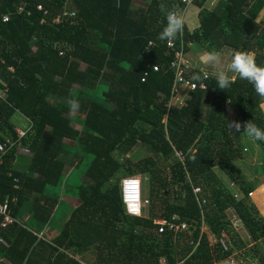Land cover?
Listing matches in <instances>:
<instances>
[{"label":"trees","instance_id":"16d2710c","mask_svg":"<svg viewBox=\"0 0 264 264\" xmlns=\"http://www.w3.org/2000/svg\"><path fill=\"white\" fill-rule=\"evenodd\" d=\"M207 1L192 2L185 51L191 44L209 50L233 46L255 52L257 63L264 64V30L256 22L264 0H218L211 10ZM161 3L183 4L0 0V15L9 13L0 20V81L7 87L0 99V142L15 141L0 165V201L15 197L11 214L17 219L2 226L0 216V264H86L68 249L89 246L96 251L93 264H216L236 247L224 251L220 244L221 232H229L228 208L253 240L264 236V219L249 202L253 186L234 165L244 145L241 131L229 127L233 120L226 109L229 103L239 122L253 120L264 128V100L238 76L226 91L211 76L192 81L200 67L191 65L184 75L196 88L179 107L169 108L174 50L158 39L166 22ZM19 5L23 10L17 11ZM70 95L80 102L75 115L65 104ZM16 112L31 124L25 136L16 132ZM257 142L264 164V141ZM135 145L148 155L131 163L125 154ZM18 147L29 157L19 169ZM67 165L74 175L76 167L81 170L75 186L65 178ZM215 167L236 182L243 197L227 189ZM123 174L148 179L143 196L150 203L140 216L124 213ZM195 186L201 188L198 195ZM62 192L77 200L69 213L59 205ZM174 215L190 224L189 231L159 232L155 220ZM45 226L48 234L34 231Z\"/></svg>","mask_w":264,"mask_h":264},{"label":"rangeland","instance_id":"374dc122","mask_svg":"<svg viewBox=\"0 0 264 264\" xmlns=\"http://www.w3.org/2000/svg\"><path fill=\"white\" fill-rule=\"evenodd\" d=\"M216 2L217 0H208L206 6L212 8L216 4ZM19 6H24V5H19ZM38 6L41 7L40 5ZM188 12L186 13V16ZM256 22L259 27L258 31L264 30V8L261 10L258 17L256 18ZM190 48L193 50L189 52L191 59L187 55L190 64L194 65L195 67H202V65L200 64L199 57L200 55L203 54L204 51L209 49L206 47L205 44H196V45L192 44ZM232 49H236V48H234L233 46H225L219 51H222L223 53L227 54ZM250 52L255 54V52L253 51ZM186 95H187V90L184 88L181 89L179 91L178 96H176L177 100L175 99L173 103L177 101L176 104L179 107L180 104L183 102V98ZM226 109L232 120L239 121V114L236 108H234L229 103H226ZM261 109L264 113V103L261 105ZM12 121L15 123V125L18 123L19 127H16V129L21 130L23 132V136H25V132H27L31 127V124L29 122L27 123L28 120L26 119V117L19 112H16L13 115ZM240 122L242 125L241 135H242V142L244 145V156L240 159L238 158L234 160V165L237 166V169L241 172L242 175L245 176L247 181L253 186V190L251 191V193H249V202L250 204H253L255 206V208L259 213V216L264 219V164L261 161L262 160L261 149L257 141H254L246 136V134L243 132V123L241 120ZM17 151L19 152L17 154H19L20 156L17 158L15 162V167H18L19 169V167H21L22 164H25L27 163V161H29V157L26 156L27 150L18 147ZM115 154L119 156V159H122L123 155H118V152H115ZM125 155L126 158L130 159L131 163H134L138 159L145 158L148 154L145 152V148L135 145ZM71 156L72 153H69L67 157L70 159ZM69 170H70V165H67L65 172L67 173ZM75 171L77 172V175L78 173L81 174V170L78 169V167H76ZM215 172L218 175V177L222 180L224 185L227 187V189L231 191L234 196L238 198L244 196L239 190V187L236 184V182L231 181L230 178L224 172L218 169V167H215ZM77 175H74L73 177L74 181H78ZM134 176L141 178L142 192L143 191L148 192L149 186L147 184L148 182L147 177L141 176L139 174ZM123 177H125L124 174L121 175V178ZM256 190H258L259 192L257 193ZM66 199L73 206L77 204V201H75L74 199L72 200L69 197H66ZM62 207L64 206L62 205ZM67 212L69 213L70 211ZM224 219H226L229 224L228 226L229 232L227 234L229 237V241H231V246L232 247L236 246L234 247V250L230 252V256H232L233 260L236 261L237 263L239 262L240 264H264V262L260 260V257H264V236L258 239L257 241L253 240L251 238V235L247 227L244 225L239 215L236 212H234L232 208L226 209V214ZM55 225H52L51 227ZM202 231L204 232L203 228ZM46 233L48 234V231ZM68 251L69 253L74 254L76 257L80 258V260H82L86 264H93L92 262L94 260L95 252H96L93 246H89L87 249L85 248L84 251L81 252L75 251L74 249H68Z\"/></svg>","mask_w":264,"mask_h":264},{"label":"clouds","instance_id":"9594fccd","mask_svg":"<svg viewBox=\"0 0 264 264\" xmlns=\"http://www.w3.org/2000/svg\"><path fill=\"white\" fill-rule=\"evenodd\" d=\"M19 8L23 10L22 6H18L17 11H21ZM159 9L164 14L166 22L158 34V39L172 42L183 33L186 24L185 16L175 5L169 6L161 3ZM199 60L202 67L193 72L192 81L200 82L211 76L216 81V87L226 91L235 83L238 75L240 79L252 84L256 94L264 100V64L257 63L254 53L242 49H232L225 54L212 47L210 50L204 51ZM65 104L71 115L80 111V102L72 95L66 98ZM171 107L169 106V108ZM229 127L239 132L242 125L241 122L233 120L229 121ZM243 132L254 141H264V128L258 126L253 120L244 122ZM131 212L137 213L135 204L132 205Z\"/></svg>","mask_w":264,"mask_h":264},{"label":"built area","instance_id":"2783aa9c","mask_svg":"<svg viewBox=\"0 0 264 264\" xmlns=\"http://www.w3.org/2000/svg\"><path fill=\"white\" fill-rule=\"evenodd\" d=\"M182 2L183 4L180 5L178 9H180L183 12L186 20V13L189 11L193 0H182ZM37 8L40 9L41 7L38 6ZM19 10H21V8H19ZM8 18H9V14L0 15L1 21H6L8 20ZM167 46L169 47V49L174 50V57L171 60L170 66L173 67L175 70V82L172 88V98L168 104L169 106L178 107V105L176 104L177 101H175L174 103L173 101L175 99L177 100L176 96H178L179 91L184 88L187 90V94H188L189 91L194 90L196 88L197 84L189 80L188 77L184 75L185 72H187L190 69L192 64H190V61L187 57V52L185 51V42L183 39V33L179 35L176 40L172 42L167 41ZM153 67L154 69L158 70L160 68V64H154ZM8 68L12 70L13 66L9 65ZM147 75H148V70L143 72L141 80L145 81ZM0 82L3 85V87H0V99H1L6 95L7 87L2 81ZM198 86L203 89L206 88V84L204 82L199 83ZM16 132L19 134V137L23 136V132L21 130L16 129ZM14 142L15 141L11 140L10 138H7L5 141L0 142V164H2L4 155L12 147ZM178 154L181 157H183L182 151H178ZM13 180L14 182H16L17 179L13 178ZM14 187H18V185L15 183ZM193 192L196 195H198L201 192V188L199 186H195L193 187ZM121 193H122L121 199H123L122 202H124L123 204L124 213L130 216H140L142 214L143 207H145L150 203L149 198L143 196L142 181L140 177L137 176L123 177L121 179ZM12 201L13 200L9 201L7 199L4 201H0V216L2 217L1 224L3 226L10 223H15L17 221L11 214L10 204ZM198 202H200V204L205 203V199L204 198L200 199L198 200ZM133 204L137 206V213L131 212V207ZM180 220H181L180 216L174 215L172 220H168L166 218H159L155 220V223L159 225V229H158L159 232H164L166 229H171L174 231H189L190 224L186 221H180ZM220 244L223 247L224 251H227L232 247L231 241H229V237L226 231L221 232ZM225 263L240 264L239 262L237 263L236 261H234L232 256H230V254L226 257V261L223 262V264Z\"/></svg>","mask_w":264,"mask_h":264},{"label":"crops","instance_id":"0c3cea01","mask_svg":"<svg viewBox=\"0 0 264 264\" xmlns=\"http://www.w3.org/2000/svg\"><path fill=\"white\" fill-rule=\"evenodd\" d=\"M218 1V0H217ZM207 3V2H206ZM212 4V3H211ZM191 6H192V4H191ZM205 6H206V4H205ZM206 8L208 9V10H211L212 8H210L209 6L207 7L206 6ZM190 9H191V7H190ZM189 9V10H190ZM192 45V44H191ZM190 51H193L191 48L187 51V55H188V57L191 59V57H190V55H189V52ZM27 123H28V121H27ZM27 125V124H26ZM16 127H19V125H18V123L16 124ZM19 153V152H18ZM23 155H25V154H23ZM18 156H20L19 154H18ZM27 156V155H26ZM25 157V156H24ZM28 157V156H27ZM3 163V162H2ZM1 165V164H0ZM14 165H15V163H14ZM70 169H71V167H70ZM64 175H65V178L66 177H68V182L73 186H75L76 184H77V181H74L73 180V177H74V171H72V170H69L67 173L65 172L64 173ZM15 188H17V187H15ZM66 197H69L70 199H74L75 201H77L76 199H75V197L74 196H72V193L71 192H68V193H61V195H60V200H59V205L60 206H64V207H66L67 208V211H72V209L77 205V204H75L74 206L70 203V202H68L67 201V199H66ZM13 200L12 202H11V204H10V207H12V204L15 202V197H6V198H4V200ZM3 200V201H4ZM64 213L66 214V212H65V210H64ZM28 218H29V215L27 214L26 216H25V219L26 220H28ZM17 220V219H16ZM17 222V221H16ZM15 222V223H16ZM2 225V224H1ZM3 226V225H2ZM29 228V227H28ZM34 231H36L39 235H41V234H43L45 231H47V229H46V226L45 227H43L42 228V230H40V231H37L36 229H34ZM222 262V261H221ZM216 264H223V262L222 263H220V262H218V263H216Z\"/></svg>","mask_w":264,"mask_h":264}]
</instances>
